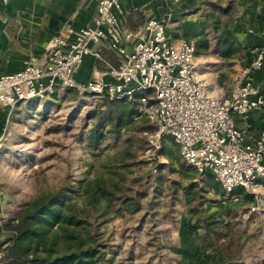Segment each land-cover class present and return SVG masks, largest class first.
I'll return each mask as SVG.
<instances>
[{"label":"rangeland","instance_id":"rangeland-1","mask_svg":"<svg viewBox=\"0 0 264 264\" xmlns=\"http://www.w3.org/2000/svg\"><path fill=\"white\" fill-rule=\"evenodd\" d=\"M226 2L229 0H206L218 26L204 27L212 40L207 50H202L197 40L199 65L213 78L211 90L218 94L229 93L242 60L255 49V45L246 47L249 53L245 56H218L213 39L221 19L235 8V0H230L228 11L221 9ZM260 69L257 77L263 87L264 67ZM101 101L90 93L59 86L50 95L5 110L8 117L1 132L5 140L0 147V225L23 202L60 186L82 185L98 175L105 177L107 184L128 176L129 183L132 176L141 174L148 195L142 196L141 210L124 218L105 209L104 200L97 195L92 202L89 195L70 191L69 200L86 208L78 210L82 216L79 231L86 241L94 240V264H213V252L200 247L202 219L189 212L192 198L206 199V210L215 211L221 224L231 226L233 259L228 264H264V178L248 189L238 186L229 190L219 181L216 188L210 177L195 179V186L190 187L188 179L181 176L180 164L188 165L177 144L166 138L163 154L149 155L144 130L139 129L140 119L120 133L106 131L101 138L88 141L94 121L89 114L103 108ZM146 126L154 128L152 123L146 122ZM158 164H163L165 179L161 182L154 176ZM175 180L183 186L172 198L170 183ZM237 188L243 193H233ZM246 194L252 197L245 198ZM3 238L0 232V241ZM228 240L222 238L219 244Z\"/></svg>","mask_w":264,"mask_h":264},{"label":"built area","instance_id":"built-area-1","mask_svg":"<svg viewBox=\"0 0 264 264\" xmlns=\"http://www.w3.org/2000/svg\"><path fill=\"white\" fill-rule=\"evenodd\" d=\"M121 7L120 0H100L89 25L55 36L43 58L30 55L20 70L0 73V103L14 107L59 86L101 99H135L154 126L144 131L149 155L171 138L186 164L198 172L196 180L213 176L229 190L259 184L264 177V129L248 143L234 116L247 120L264 107V94L251 77L263 66L264 51L236 73L227 96H216L197 75L196 45L189 40L173 44L163 20L148 18L136 32L133 48L125 47L124 38L130 35L119 22ZM102 43L117 51L119 64H108L86 84H78L75 75L85 57H99L96 46ZM4 140L0 134V147Z\"/></svg>","mask_w":264,"mask_h":264},{"label":"crops","instance_id":"crops-1","mask_svg":"<svg viewBox=\"0 0 264 264\" xmlns=\"http://www.w3.org/2000/svg\"><path fill=\"white\" fill-rule=\"evenodd\" d=\"M120 1L122 7L117 12L119 22L130 35L124 38L125 47L129 50L133 48L135 34L143 26L136 31L127 28V16L133 10H139L146 20L150 17L161 19L166 24L168 37L173 44L189 40L196 45L197 75L208 84L211 93L221 97L229 94H218L216 90H211L213 78L206 76L199 65L197 40L200 48L207 50L212 40L205 34L204 27L218 26V20L213 17L206 0ZM99 2L100 0H0V73L20 70L30 55L43 58L55 36L89 25L97 13ZM229 3L231 2L223 3L220 8L227 10ZM234 5L232 12L221 19L220 29L216 32L217 38L213 41L217 42L220 57L223 56V38L229 39L236 46V52L231 54L234 56H245L249 53L246 47L255 45L249 58L242 60L238 72L258 51H264V0H235ZM202 11L205 14L202 15ZM96 51L100 56L87 55L76 73L75 80L78 84H86L100 71L105 70L104 65L107 68L108 64H119L117 51L108 43L97 45ZM110 57H113L114 62L107 59ZM260 68L253 70L251 77L258 91L264 94V84L260 87L257 77L262 72ZM9 107L11 106L0 103V134L8 117L4 112L10 110ZM234 117L237 124L245 129V140L248 143L253 142L259 131L264 129V107L253 111L247 120L238 115Z\"/></svg>","mask_w":264,"mask_h":264},{"label":"trees","instance_id":"trees-1","mask_svg":"<svg viewBox=\"0 0 264 264\" xmlns=\"http://www.w3.org/2000/svg\"><path fill=\"white\" fill-rule=\"evenodd\" d=\"M229 4L231 6V3ZM144 22L145 17L139 10H133L127 16V28L131 31L138 30ZM222 42L223 56L236 52V46L229 39L223 38ZM107 59L113 61V57ZM117 63H114L115 66ZM104 67L106 68L105 65ZM101 102L103 108L100 111L95 109L89 114V118L94 121L89 128L88 141L101 138L106 131L120 133L122 128L136 123L137 119L141 122L139 129L144 131L150 129L146 122L149 124L151 122L139 112L135 99L102 98ZM108 124L110 125L107 127ZM136 126L138 127L137 124ZM157 154L162 155L163 148ZM162 168L163 164L154 167V176H157L159 182L165 179L161 174ZM180 172L182 177L188 179L190 187H194L198 172L185 164H180ZM123 177L107 184L105 177L98 175L94 180H88L82 185L66 184L23 202L18 211L0 225V232L4 235L0 242V264H94L97 251L94 240L86 241L79 231L82 216L78 210L86 208L77 206L76 202L69 200L68 197L71 190L89 195L92 202L97 195V198L104 200L105 209L113 210L114 216L124 218L133 215L142 208V196L148 195L145 178L138 174L132 176V181L127 183L128 176ZM207 177H210L214 187H220V183L213 176ZM181 186H183L181 181H172L169 195L172 198L176 197ZM233 193L241 194L243 190L237 188ZM244 196L252 197L247 194ZM205 201L204 198L198 201L192 198L188 208L194 217L202 219L201 233L198 235L200 247L203 251L210 249L213 252L215 256L213 264H228L233 259L230 238L233 231L228 224H221V219L215 211L206 210L203 206ZM227 237L228 242L220 245L219 241Z\"/></svg>","mask_w":264,"mask_h":264}]
</instances>
